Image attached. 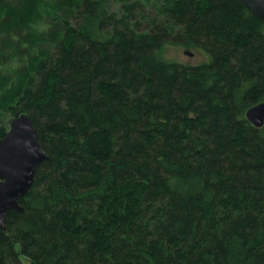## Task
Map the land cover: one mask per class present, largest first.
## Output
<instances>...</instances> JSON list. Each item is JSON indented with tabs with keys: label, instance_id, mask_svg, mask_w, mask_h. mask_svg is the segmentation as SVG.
<instances>
[{
	"label": "trees",
	"instance_id": "1",
	"mask_svg": "<svg viewBox=\"0 0 264 264\" xmlns=\"http://www.w3.org/2000/svg\"><path fill=\"white\" fill-rule=\"evenodd\" d=\"M260 103L240 0H0V139L27 114L48 157L0 264H264Z\"/></svg>",
	"mask_w": 264,
	"mask_h": 264
},
{
	"label": "water",
	"instance_id": "2",
	"mask_svg": "<svg viewBox=\"0 0 264 264\" xmlns=\"http://www.w3.org/2000/svg\"><path fill=\"white\" fill-rule=\"evenodd\" d=\"M264 20V0H240ZM190 55V54H189ZM246 119L256 128L264 124V103L249 108ZM48 160L40 147L38 133L27 114L9 121L5 136L0 139V229L5 230L10 211L22 212L19 200L33 185L37 168Z\"/></svg>",
	"mask_w": 264,
	"mask_h": 264
},
{
	"label": "rangeland",
	"instance_id": "3",
	"mask_svg": "<svg viewBox=\"0 0 264 264\" xmlns=\"http://www.w3.org/2000/svg\"><path fill=\"white\" fill-rule=\"evenodd\" d=\"M30 5H32V3ZM162 56L169 62H179L191 66L207 63L209 61V58L207 56L205 57L199 51L181 47H167L164 49Z\"/></svg>",
	"mask_w": 264,
	"mask_h": 264
}]
</instances>
